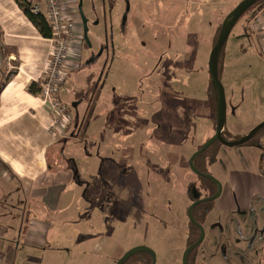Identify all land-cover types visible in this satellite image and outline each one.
I'll return each instance as SVG.
<instances>
[{
	"label": "rangeland",
	"instance_id": "374dc122",
	"mask_svg": "<svg viewBox=\"0 0 264 264\" xmlns=\"http://www.w3.org/2000/svg\"><path fill=\"white\" fill-rule=\"evenodd\" d=\"M241 1L129 0L131 6L130 17L127 29L123 31L119 27L124 5L123 0H83L88 16L85 17L89 19L88 29L92 31L89 36L94 40L93 49L90 50L83 42V31L80 28L79 18L76 15L75 42L73 48L71 46L69 55L65 60V67H62L63 73L61 72L65 78L58 86L56 92L53 93L50 90L49 95L44 94L45 89H47V87L45 88V84L50 81L52 75L55 78L60 77L57 75V72L53 71L52 73L50 71V68L53 69L54 67L53 61H55L54 57L57 53L58 41L52 40V42H49L43 40L38 41L39 39H27L28 44L24 45L26 48L24 51L18 53L15 49L13 52L12 45H15V37L9 35L3 36L6 45H10L9 50L13 52V58H8L9 51L0 52V86L6 79L14 77L17 71H22L24 76H33L30 73L32 67L28 69L27 67L18 68L21 63L26 62L29 64V61L34 59L39 60V63L43 62L41 67L42 73L37 82V89L39 90L36 94L43 98L41 100H43L44 104L50 105V107L51 102L53 104V107L49 111L50 119L47 129L50 134L58 135V137L68 134L72 130L78 133V135H75V138L68 135L67 139H70L71 142L64 143L63 148H61L62 143H58V149L54 153V156L50 154L48 157V164L52 166L56 164L54 160L56 154L60 155L62 158L61 161L63 160L66 165H68V158L73 156L77 161L79 172L82 170V166L86 167L89 161L85 158L86 160L83 162L82 159L83 155L85 156V146L80 141L83 139H86V142H90L88 145L91 146L89 149L92 151L91 144L93 143V139L90 138V135H97L102 141L103 153L109 154V156H112L110 151L116 147L114 143H129V139L126 140V135H124V132H129V128H127L129 123H126L120 134L118 132L119 128H116L117 117L115 118L114 114L110 113L112 109H115L116 103L119 101L117 99L111 100V93L119 96L118 99L121 97L127 98L133 94H138L137 86L141 82L145 88L148 86V81L154 79L155 83L150 85L152 92H143L145 101H148L149 105L140 107L141 112L144 110V115L149 114L151 109L160 106L157 100L160 97L159 91L163 88V79H165L163 75L152 73L151 69L159 59H168L171 61L169 70L176 78L170 81L172 84V99L176 102V113L170 101L171 133L169 143H171V154L174 157L176 165L181 166V168L178 171L177 169L174 171L175 175L171 173V183L166 189V183L159 180L160 176L155 172L149 186V189L155 195V199H158H152L151 202L168 203L169 209L166 211L159 210L160 212L156 211L155 214L159 216L157 218L156 215L144 212L138 207L129 206L121 198L118 199L114 193L110 197L109 193L103 195V189H95L94 187H97V185L94 184V179H98V174L100 176V173L109 178L116 176L117 179H120V170L118 169L117 171V167L113 163L103 165L100 162L105 157L100 158L99 161L95 157L90 158V160L92 159L93 165L97 163V168L94 170L90 163L93 183L91 182L92 185H83L82 190L79 189L82 185L77 180V168L72 167V179H69V183L74 187L75 197L72 206L67 211V215L61 218V231L59 234L61 242L58 245L64 242L68 244L65 247V253L69 255V260L70 258L75 259V264H77V261L86 258L88 252L86 250V253L84 252L85 254H83V252L77 251L78 245L83 243L84 247H89L90 249L94 244L93 240V243L90 245L88 236L93 234L91 230L89 232L90 223L98 224L99 230L101 229L95 235L110 238L107 242L110 244L109 248L106 246L110 251L114 252L119 246H122V252L118 258L122 257L135 246L145 245L155 251L156 264H182L183 253L188 245L190 225H192L187 213L188 207L191 204V199L188 196V185L197 179L196 175L188 166V162L192 152L201 147L214 134V125L217 119L215 91L212 87L211 94L208 91L210 88L208 59L214 44L206 46L204 41H201V36H208L213 32L217 26L216 23L220 20L221 22L224 21ZM112 2L115 3L114 16L111 23H107L106 21L109 18L105 21L104 15L109 17L113 6ZM188 15H193V17L190 18ZM133 16H139V21L136 19L135 21ZM0 17L3 18V16ZM112 22L113 26H115L113 29L117 32V39L123 45L117 46L118 57L115 62V66L121 70L117 71L115 67L109 69L112 65H107L108 68L106 66L101 71L103 57L99 60L94 58L90 62L88 60L91 59L94 50L96 52L98 51L105 32L104 28L108 30ZM108 24L109 26L107 28ZM27 25L30 28V24ZM34 28L36 29L35 26ZM0 35L2 36V33ZM109 35L111 36V32ZM181 39H185V42H190L192 45L188 48L190 49L188 52H185L188 49L184 50L186 44L182 43L183 45H178ZM152 41H154V45ZM66 42V45L70 46L69 41ZM123 42L126 43V48L128 49H124ZM141 42H146V44L148 42L149 46L143 47L140 45ZM198 42H202L203 44L197 45ZM204 49L206 52H204ZM124 50L126 51L124 52ZM10 60L12 61L10 62ZM175 61L177 62L175 63ZM179 61L182 62L181 65H178ZM56 69L59 70L58 68ZM122 69H127V71ZM220 69L221 73L219 75L224 85L227 98V114L224 128L226 133L223 134V137L230 140L244 135L252 128L264 122V0L250 7L234 26L220 54ZM103 78H109L106 86H104L105 88L100 83ZM53 83L55 81H52L51 85ZM62 88L63 93H61ZM45 96L50 98L46 100V103ZM90 101L92 105L95 103L92 111ZM152 102L153 104H150ZM58 103L62 107V110L57 109ZM73 103H76L77 110L73 107ZM69 107L70 109H68ZM104 107L107 110L110 109V116L108 118L110 126L107 133H104L105 131L102 130V126L105 125V120L98 115V111L104 112ZM189 111L193 113L191 118L192 124L191 126L185 125L184 127L178 118L186 119L187 116H190ZM74 112L75 114H79L78 119L76 118L78 128H75L73 125L74 118L76 117ZM124 116L125 119L130 120V116ZM85 120L89 121L86 132L83 126H81V122L84 121L85 124ZM134 123L135 120L133 119ZM148 124L146 126L151 125ZM114 125L115 131L112 129ZM146 126L143 127L144 131L147 129ZM123 129H126V131L123 132ZM185 132L187 137L183 138L182 133ZM262 135H264V128L259 134V138L264 141V136ZM132 139L136 141L138 138L133 137ZM109 143L113 144L106 147ZM136 143L137 145L134 144L136 155L134 156L133 162L136 163L138 161L140 171H142L149 157L153 159L154 164L164 162V151L159 149L161 143L157 138L152 137V134L149 136L144 134L142 138H139V142L136 141ZM141 143H146L147 146L149 145V148L154 150V154L145 149V146L142 148ZM216 148L213 145L204 155H207V157L211 156L216 152ZM256 149V147L250 146L249 144L233 148L221 145L217 153L215 166L210 168V171L213 173L212 176H216L217 178H215L219 181H224L227 179L229 173L235 169H252L253 164L250 162L249 157L254 155L255 152H260V150ZM157 152L161 154L162 159L158 157ZM115 155L121 156L120 151L115 152ZM178 159H180L179 164L177 163ZM161 168L159 167L157 171H160ZM89 171V169L86 170V172ZM138 183L140 188L145 189L141 177L138 178ZM76 187L77 189H75ZM174 193L177 194L178 198L173 196ZM97 195H99L98 198L96 197ZM169 196L173 199V205H169V202H167ZM101 199H103L104 204L102 207H99ZM75 201L78 202L77 205H74ZM259 205V207H256V212L249 211L246 214L252 221L255 215L259 214L264 226V202L259 201ZM95 211L98 212L99 222H95L94 220ZM242 216H245V214L243 213ZM212 221L213 219L208 218L204 224V232L207 231V239L206 241L204 240L200 253L205 252L208 248V241L210 236H212ZM75 227L80 230L75 229ZM223 227L224 231L218 237V247L226 243L223 235L226 231L228 232V229L225 224H223ZM253 231L254 227L251 226L248 236H252L254 234ZM80 234L82 236L85 234V237L82 238ZM256 234L257 236L259 235L258 232ZM259 239L264 240V237H259ZM260 248L263 250L262 247ZM223 252L221 250L217 259L227 262V258L233 254L231 246L228 245V255H223ZM36 253L38 256L33 257V260H30V264L40 263V260L37 263V258H40L41 253ZM136 259H138V256L134 260ZM144 260L145 264H149L150 260Z\"/></svg>",
	"mask_w": 264,
	"mask_h": 264
},
{
	"label": "flooded vegetation",
	"instance_id": "af4514ba",
	"mask_svg": "<svg viewBox=\"0 0 264 264\" xmlns=\"http://www.w3.org/2000/svg\"><path fill=\"white\" fill-rule=\"evenodd\" d=\"M76 1H77V4H76L77 5V17L79 18L80 26L83 31V40H84L83 42L89 47L90 50H92L93 45H94V40H92V37L89 36L92 33V31H90L91 29H88V32H87L88 36L86 37L84 35V22H83V18H82L80 11L82 10L84 12V15L88 17L87 12L83 4V0H76ZM123 2H124V5H123L122 12H121L119 27H121L123 31H125L127 29L128 20L130 17L131 6H130L129 0H123ZM112 4L113 6H112L111 12L109 13V17L104 15L105 21L107 20V18H109L108 21H106L107 23L108 22L111 23V20L113 19V16H114L113 11L115 10L114 9L115 3L112 2ZM125 15H126V18H125ZM133 17H134L133 18L134 20L139 19V16H133ZM86 19L88 22L89 19L88 18ZM108 26L109 24L107 25V28ZM113 28H115V26H113V22L112 24H110V27L108 28V30L104 28L105 32L100 42L99 49L97 52L94 50L92 52L91 59L88 60L90 61L94 58L96 60H99L103 57L101 71H103L107 65L108 66L112 65L111 67H109V69L110 68L113 69L114 68L113 64L116 61V58L118 57L117 56L118 54L117 46H120L121 42L120 40L117 39V34H116L117 32ZM109 30L111 32V36L109 35L110 33ZM96 36L98 37V35ZM140 45L143 47L149 46L148 42L147 44L146 42H143V43L141 42ZM100 52H101V55L97 57V54H99ZM176 62L177 61H175V63ZM181 63L182 62L179 61L178 65H181ZM170 66H171L170 60L159 59V61H156V63L153 65L151 69L152 73H158L160 75H163L165 79H163V82H162L163 88L161 90L162 92L159 91L160 97L157 100V103L160 104V106L158 108L151 109V112H149V114L147 115H144L143 113L144 110L141 112L140 107L149 105V102L145 101L143 92L144 91L152 92V90H150L152 89L150 88V85L155 83L154 79H151L149 77L151 80L148 81V86H146L145 88L143 87L144 84L141 82L137 86L138 94H133L127 98L121 97L120 99H118L119 96H116L113 93H111L112 98L117 99L119 101L116 103L115 109H112L110 113L114 114L115 118L117 117L116 128L117 129L119 128L118 132H120V134L122 132V128L125 127L126 123H129L127 125V128H129V132L126 133L124 132L126 131V129L125 130L123 129V132L125 133L124 135H126L125 138L126 140L129 139L128 141L129 143H117V144L114 143L116 147L114 148V150L110 151L112 156H109V154L103 153L101 143H94L93 141V143L91 144L92 145V151H91V149H89V147L91 146L88 145V143H90L89 141L86 142L85 141L86 139H83L82 141H80V143L81 142L84 143L85 157L87 159L95 157L99 161L100 158L105 157L103 161H100L102 162L103 165H106L108 163H113L117 167V171L118 169L120 170L119 171L120 179H117L116 176H114V178L113 177L109 178V177L101 175V173L99 176L97 172L98 179H94V184L97 185V187H94V188L99 189V190L103 189L104 190L103 195L105 193H109L110 197H111V194L114 193L118 199L121 198L123 201L127 202L129 206H132L135 208L138 207L140 210L150 213L152 215H156L155 214L156 211L160 212L162 210L166 211L167 209H169L168 203L161 204L155 201L151 202L152 199H155V195L153 194V192H151V189H149V186L151 184V179L153 178L154 172L160 176V179L156 177L154 178L164 181L166 183L165 185V189H166L171 183L170 181L171 173L175 175L174 171L176 169L178 171L179 168H181V166L176 165L174 157L171 154V151H172L170 149L171 143H169L170 133H171V130H170L171 103L170 101L172 102L174 112L176 113V107H175L176 102L173 101L172 99V91H171L172 84L170 83L171 79L173 78L176 79V78L171 74V71L169 70ZM116 69L117 71L121 70L119 68H116ZM106 76L109 77V75L107 74ZM108 79L103 78L100 81L103 87L106 86V82ZM101 90H102V87H101ZM150 104H153V102ZM93 105H95V103ZM93 105L91 102V111L93 110ZM73 107H75L77 110V106H74V103H73ZM89 108L90 106L88 107V111H89ZM68 109H70V107ZM75 115L76 117L74 118L75 121H73V125L75 128H78V123H76V118L78 119L79 114L77 113ZM124 115L130 116V120L125 119ZM192 116H193V113H190V116H187L186 119L178 116L179 117L178 120L181 122V124L184 127L185 125L191 126ZM108 118H107V121H108ZM132 118L135 120L134 124H133ZM88 122H89L88 120H85V124H84V121L81 122L82 123L81 126H83V129L85 132L88 127ZM148 123L151 124L152 126L149 125ZM147 124L149 126H146ZM108 126H110L109 121H108ZM145 126L147 127V129L144 131L143 127ZM263 128L264 126L260 128L259 130H257L247 142L238 145V146H242V145L249 144L250 146L256 147L257 148L256 150H260L259 153L255 152L254 155L249 157L250 162L253 164V167L250 170L235 169L229 173L227 179H225L224 181L220 180L221 182L216 179L217 178L216 176H215L216 178L213 176L216 180H213L205 176V174H209V175L213 174L210 171V168L215 166V163L217 161V153L221 145L227 146L221 143L219 140L215 141L203 153L199 154L194 159V164L196 168L198 169L199 173H195L192 171L196 175L197 179H195V181L193 182H190L188 185L189 186L188 196L191 199V204L188 207L187 213L189 212V209L194 201H197V200L198 201L201 200V201L198 204H196V206L192 210L194 221L190 220L189 218L192 225H190V232L188 233L189 239H188V245H187L186 250L194 246L196 243H198L200 239L201 241L189 251L188 264H264V246H263L264 240L259 239V237H264V226H263L261 217L259 214H256L252 221V219L246 214L249 211L256 212V209H257L256 207L260 206L259 201L264 202V143H263L264 141L261 138H259L260 131ZM112 129L115 131V125L112 126ZM250 131L245 133L242 136L230 139V141L239 140L245 137L246 135H248ZM215 132H216V123L214 125V134ZM224 133H226L225 129L223 130L222 136ZM144 134H146L147 136L152 134V137H155L160 141L161 144L159 146V149H162V151H164L165 157H163L164 162L162 163L157 162L159 164H154L153 159L149 157L147 160V163L144 164L142 171H140L138 161H136V163L133 162L134 156L136 155L134 144L137 145V143L136 141H133L132 138L133 137L142 138ZM72 135H73L72 138H75L76 137L75 135H78V133H75L73 131ZM182 137L183 138L187 137L186 132L182 133ZM208 140L209 139H207L205 143ZM69 141L70 139L66 140V143ZM110 144H113V143L107 144L106 147H108V145ZM213 145L217 147L216 152L209 157H207V155H204V153L209 151L210 147H212ZM141 146L142 148H144L145 146V149H147L149 152H152L154 154V150L152 148L150 149L149 145L147 146L146 143H141ZM151 146L153 147V145ZM201 147L194 150L191 156ZM233 147H236V146H233ZM233 147H229V148H233ZM119 151H120L121 156L119 155L114 156V153L119 152ZM157 155L160 159H162V156L159 152H157ZM190 158L188 162L189 167H190L189 165ZM145 159L147 158L145 157ZM179 162H180V159H178L177 163L179 164ZM68 165L70 166V169L72 167L77 168V177H78L77 180H79L81 184L92 185L93 183L92 177L88 180L81 179V173L78 170L77 161L73 156L68 158ZM96 166H97V163L95 165H92L94 170L97 168ZM159 167H162V168L160 171H157ZM162 175H164V177H162ZM139 177H141V179L143 180L145 189L140 188L139 183H138ZM218 193H219V196L217 198L211 199ZM195 195H198V196L195 197ZM173 196L175 198H178L176 193H174ZM96 197L98 198L99 195H97ZM155 200H158V199H155ZM167 202H169V205L174 204L173 199H171L170 196ZM103 204H104V201L103 199H101V202H99V207H102ZM243 213L245 214V216H242ZM156 217L159 218L158 215H156ZM208 218L213 219L212 224H211L212 236H210V239L208 241L207 250L205 252L200 253L202 244L204 240L206 241L207 239V231L204 232V224L206 223ZM223 224H225L228 229V232L226 231L223 235L224 240H226V243H223L220 247H218V243H217L218 237H220V233H223L224 231ZM251 226L254 227V231H253L254 234L252 235L253 237L248 236V234H250ZM257 232L259 233L258 236L256 234ZM225 244L226 246L224 247ZM228 245L231 246V251H233V254L227 258V262H225L224 260H218L217 257H218V254L221 252V250L222 252L224 251L222 253L223 255L229 254ZM260 247H262L263 250H261ZM184 253H183V256H184ZM136 256H138V259L134 260ZM120 258H117V260ZM143 258L150 260L149 264H152L153 258L150 254L146 252H140V253L134 254L132 257L127 259L123 264H140V263L145 264V260ZM182 264H183V259H182Z\"/></svg>",
	"mask_w": 264,
	"mask_h": 264
},
{
	"label": "crops",
	"instance_id": "0c3cea01",
	"mask_svg": "<svg viewBox=\"0 0 264 264\" xmlns=\"http://www.w3.org/2000/svg\"><path fill=\"white\" fill-rule=\"evenodd\" d=\"M15 2L14 0H0V16H3V18L0 17V32L2 33L0 52L9 51L8 58H13L14 49L18 53L24 51L26 48L24 45L28 44L27 39L52 42L51 38H44L38 33L21 7ZM76 4V0L67 1L68 10L77 14ZM222 22L218 21L216 28L214 26L215 30L213 28L214 31L208 36H201V41H204L206 46L215 43ZM27 24H30V28ZM7 35L15 37V45H12L13 52H10V45H6L3 40V36ZM185 39L179 40L178 43L179 46L183 45L182 43L186 44L184 50L192 46L190 42H185ZM152 42L154 45V41ZM123 44L124 49H128L126 43L123 42ZM199 44L203 43L198 42L197 45ZM205 49L204 52H206ZM29 62V64L21 63L18 68L32 67L30 73L33 76H24L22 71H17L14 77L9 78L0 92V264H30V260L38 256L36 252L41 253L40 258H37V263L40 260L39 264H75V259L70 258L69 260V255L65 253V247L68 244L64 242L58 245L61 242L59 239L61 218L67 215L75 197L74 187L69 183V179H72L71 169L63 160L61 161L62 158L58 154L56 158L54 157L56 164L54 166L48 164L49 155L54 156L58 143H62L61 148H63L68 135L73 137V130L61 137L50 134L47 126L51 107L44 104L41 100L43 98L38 94L29 91V86L33 82L37 83L41 76L43 62L39 63L36 59ZM115 62L113 66L118 68ZM122 70L127 71V69ZM61 93H63V88ZM103 110L104 112L98 111V115L104 118L105 125L102 126V130L107 133L109 129L107 118L110 109L107 110L104 107ZM90 138L94 143H102L97 135H90ZM136 141H139V138ZM85 158L83 155V162ZM88 160L86 167L82 166L80 171L82 180H88L93 175L90 168V163L91 166L93 165L92 159ZM88 169L90 171L85 174ZM81 185L80 190L83 188V184ZM77 203L75 201L74 205ZM95 212L94 220L99 222L98 212ZM97 225L96 223L89 225V232L91 230L93 233L88 235L90 245L94 240L90 249L84 247L83 243L78 245L77 251L83 254L86 250L88 252L87 257L77 261V264H115L120 256L122 246L114 252L110 251L108 249L110 244L107 243L110 238L95 235L101 230ZM75 229L80 230L77 227ZM81 237L84 238L85 234Z\"/></svg>",
	"mask_w": 264,
	"mask_h": 264
},
{
	"label": "water",
	"instance_id": "95a60500",
	"mask_svg": "<svg viewBox=\"0 0 264 264\" xmlns=\"http://www.w3.org/2000/svg\"><path fill=\"white\" fill-rule=\"evenodd\" d=\"M258 2V0H242L230 13L229 15L225 18V20L222 22L220 32L217 37L216 43L213 45L210 54H209V59H208V68H209V74L212 80V83L215 87L216 90V96H217V110H216V132L215 134L199 149L197 150L190 158V168L193 172L199 173L198 169L196 168L194 164V159L196 156L199 154L203 153L210 145H212L215 141L219 140L221 143L233 147V146H238L240 144H243L247 142L253 134L262 128L264 126V122L260 123L258 126H256L254 129L250 131L248 135L245 137L235 140V141H230L226 140L223 138L222 133L225 128V123H226V114H227V98H226V93H225V88L224 85L220 79L219 75V58H220V52L224 45L226 44L234 26L236 23L239 21V19L243 16V14L253 5H255ZM129 10V8H128ZM83 22H84V35L87 37L88 36V22L87 19L84 15V12L81 10L80 11ZM126 18V15H125ZM101 55V52L98 54V56ZM97 56V57H98ZM93 60V59H92ZM90 60V61H92ZM88 61V62H90ZM74 106H77L76 103H74ZM205 176L216 180L212 175L205 174ZM220 193V192H219ZM219 193L215 195L213 198H217L219 196ZM198 195H195L197 197ZM201 200L194 201L189 209L188 215L190 220L194 221V217L192 214L193 208L198 204ZM201 241V239L198 241V243ZM198 243H196L194 246H196ZM190 247L187 249L184 253L183 256V264H188V253L189 251L194 247ZM140 252H146L150 254L153 258L152 264H156V253L154 250H152L150 247L145 246V245H138L127 251L120 259L117 260L115 264H123L127 259L132 257L136 253Z\"/></svg>",
	"mask_w": 264,
	"mask_h": 264
},
{
	"label": "built area",
	"instance_id": "2783aa9c",
	"mask_svg": "<svg viewBox=\"0 0 264 264\" xmlns=\"http://www.w3.org/2000/svg\"><path fill=\"white\" fill-rule=\"evenodd\" d=\"M68 0H25L29 4L30 10L34 14H43L49 25L52 28L53 37L52 40H57V53L54 57L55 61L53 69L50 68V71L53 73L57 72L58 78H55L53 75L50 77V81L45 84L44 94L49 95V91L56 92L60 83L64 80L65 77L62 76L63 70L62 67H65V60L69 55L71 46L73 48L75 42V33H76V13L69 11ZM75 11V10H74ZM66 41H69V45H66ZM63 67V68H64ZM58 68L59 70H57ZM62 72V73H61ZM52 81H55L51 85ZM50 99L45 96V100ZM51 102V101H50ZM57 109L62 110V107L57 104ZM51 107L53 104L51 102ZM55 107V104H54ZM57 122V121H56Z\"/></svg>",
	"mask_w": 264,
	"mask_h": 264
},
{
	"label": "trees",
	"instance_id": "16d2710c",
	"mask_svg": "<svg viewBox=\"0 0 264 264\" xmlns=\"http://www.w3.org/2000/svg\"><path fill=\"white\" fill-rule=\"evenodd\" d=\"M15 1L23 9V12H24L25 16L27 17V19L36 27V29L38 30V32L40 33V35L42 37H44V38H52L53 37L52 28L49 25L46 17L43 14H34L30 10L29 4L26 3L25 0H15ZM260 1L261 0H258V2H260ZM220 29H221V27H220ZM220 29H219V32H220ZM219 32H218V34H219ZM217 37H218V35H217ZM216 41H217V38H216ZM216 41H215V43H216ZM223 48H222V50H223ZM222 50H221V52H222ZM221 52H220V54H221ZM219 68H220V58H219ZM220 73H221V69L219 70V74ZM8 80H9V78L6 79L4 81V83L0 86V92L2 91V89L4 88V86L6 85ZM209 86H210V88L208 89V91L211 94V87L214 89V91H215V100L217 101L216 90H215V87H214V85L212 83L211 77H210V85ZM38 90L39 89H37V83L36 82H33L29 86V91L32 92V93H37ZM216 106H217V103H216Z\"/></svg>",
	"mask_w": 264,
	"mask_h": 264
}]
</instances>
